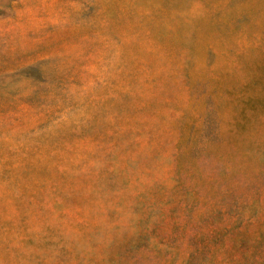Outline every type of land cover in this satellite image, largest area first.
Here are the masks:
<instances>
[{
  "label": "rangeland",
  "instance_id": "obj_1",
  "mask_svg": "<svg viewBox=\"0 0 264 264\" xmlns=\"http://www.w3.org/2000/svg\"><path fill=\"white\" fill-rule=\"evenodd\" d=\"M0 264H264V0H0Z\"/></svg>",
  "mask_w": 264,
  "mask_h": 264
}]
</instances>
